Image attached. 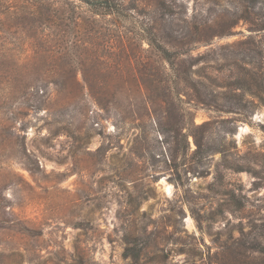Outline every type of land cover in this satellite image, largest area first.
Masks as SVG:
<instances>
[{
	"label": "rangeland",
	"instance_id": "rangeland-1",
	"mask_svg": "<svg viewBox=\"0 0 264 264\" xmlns=\"http://www.w3.org/2000/svg\"><path fill=\"white\" fill-rule=\"evenodd\" d=\"M55 1L69 55L60 20L0 32V264H264V0H174L225 32L173 89L141 39L158 0Z\"/></svg>",
	"mask_w": 264,
	"mask_h": 264
},
{
	"label": "trees",
	"instance_id": "trees-1",
	"mask_svg": "<svg viewBox=\"0 0 264 264\" xmlns=\"http://www.w3.org/2000/svg\"><path fill=\"white\" fill-rule=\"evenodd\" d=\"M0 0V13H4L10 8L11 14L15 19L9 27H5V21L0 20V32H10L21 30L22 22L19 18L31 17L36 22L35 27L43 25L49 30L50 24L54 19L62 21L61 28L53 36L58 44H63L62 51L65 49L67 55L70 49L67 44L74 43V36L77 28L74 3L67 4L66 7H58L55 0H11L9 5H5ZM66 1V0H65ZM89 7L92 13L98 15H120L121 3L115 0H78ZM174 0H158V14L155 17V25L143 27L142 40H145L151 48L152 53L159 62L155 74L158 81L171 85L167 88L173 89L179 86L180 80H185L189 75L188 69H181L180 57L190 52L201 44H210L214 36L224 34L225 30H216L214 24L206 21H195L184 16L180 11L173 9ZM117 13V14H116ZM213 22V21H212ZM214 23V22H213ZM255 24V23H254ZM258 24V23H256ZM264 29V23L261 25ZM40 32H44L41 29ZM226 34V33H225ZM1 49V48H0ZM64 53V52H63ZM181 69V72L180 69ZM136 72L144 75H152L147 66L136 69ZM139 76V77H140ZM190 76V75H189ZM244 256L245 254L242 253Z\"/></svg>",
	"mask_w": 264,
	"mask_h": 264
}]
</instances>
